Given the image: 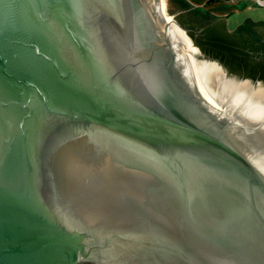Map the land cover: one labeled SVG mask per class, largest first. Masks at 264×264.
<instances>
[{
	"label": "water",
	"instance_id": "obj_1",
	"mask_svg": "<svg viewBox=\"0 0 264 264\" xmlns=\"http://www.w3.org/2000/svg\"><path fill=\"white\" fill-rule=\"evenodd\" d=\"M0 0V264H264V0Z\"/></svg>",
	"mask_w": 264,
	"mask_h": 264
},
{
	"label": "crops",
	"instance_id": "obj_2",
	"mask_svg": "<svg viewBox=\"0 0 264 264\" xmlns=\"http://www.w3.org/2000/svg\"><path fill=\"white\" fill-rule=\"evenodd\" d=\"M208 0H168L169 8H182L186 6H202Z\"/></svg>",
	"mask_w": 264,
	"mask_h": 264
},
{
	"label": "bare ground",
	"instance_id": "obj_3",
	"mask_svg": "<svg viewBox=\"0 0 264 264\" xmlns=\"http://www.w3.org/2000/svg\"><path fill=\"white\" fill-rule=\"evenodd\" d=\"M145 1L154 5V0H145ZM159 5L164 7L163 5H165V4H164L163 0H160V4Z\"/></svg>",
	"mask_w": 264,
	"mask_h": 264
},
{
	"label": "rangeland",
	"instance_id": "obj_4",
	"mask_svg": "<svg viewBox=\"0 0 264 264\" xmlns=\"http://www.w3.org/2000/svg\"><path fill=\"white\" fill-rule=\"evenodd\" d=\"M163 2H164V4H165V5H163L164 7H168V6H169V5H168V0H163ZM168 8H169V7H168ZM81 264H82V263H81ZM83 264H95V263H91V262L89 263V262H88V263H83Z\"/></svg>",
	"mask_w": 264,
	"mask_h": 264
}]
</instances>
